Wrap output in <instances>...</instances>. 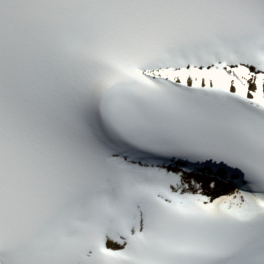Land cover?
<instances>
[{"label": "snow or ice", "instance_id": "obj_1", "mask_svg": "<svg viewBox=\"0 0 264 264\" xmlns=\"http://www.w3.org/2000/svg\"><path fill=\"white\" fill-rule=\"evenodd\" d=\"M0 264H264V0H0Z\"/></svg>", "mask_w": 264, "mask_h": 264}, {"label": "bare ground", "instance_id": "obj_2", "mask_svg": "<svg viewBox=\"0 0 264 264\" xmlns=\"http://www.w3.org/2000/svg\"><path fill=\"white\" fill-rule=\"evenodd\" d=\"M228 191H230L229 189H227Z\"/></svg>", "mask_w": 264, "mask_h": 264}]
</instances>
